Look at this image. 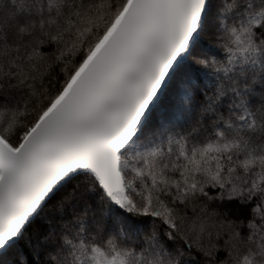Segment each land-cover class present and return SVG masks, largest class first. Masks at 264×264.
Wrapping results in <instances>:
<instances>
[{
  "label": "snow or ice",
  "instance_id": "obj_1",
  "mask_svg": "<svg viewBox=\"0 0 264 264\" xmlns=\"http://www.w3.org/2000/svg\"><path fill=\"white\" fill-rule=\"evenodd\" d=\"M0 264H264V0H0Z\"/></svg>",
  "mask_w": 264,
  "mask_h": 264
}]
</instances>
